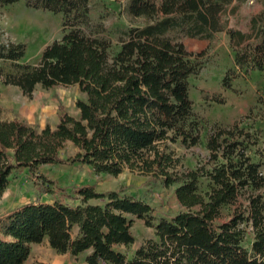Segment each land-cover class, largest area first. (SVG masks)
<instances>
[{"label":"trees","instance_id":"16d2710c","mask_svg":"<svg viewBox=\"0 0 264 264\" xmlns=\"http://www.w3.org/2000/svg\"><path fill=\"white\" fill-rule=\"evenodd\" d=\"M18 1L0 0V7ZM23 1L62 14V36L35 65L19 62L23 44L0 46V59L13 67L1 74L2 83L27 96L37 85H76L83 97L75 101L76 115L58 106L54 127L0 119V197L11 175L23 169L79 163L96 174L116 176L127 168L163 186L176 185L183 210L156 219L150 204L122 189L97 192L86 184L67 193L38 174V192L53 199L25 202L0 217V264H23L32 245L44 240L58 253L87 252L86 264H264V171L253 159L255 133L240 122L213 128L206 161L182 172L166 144L194 146L200 139L189 96L197 67L177 36L210 39L225 31L234 64L264 71V0H255L259 9L245 29L229 25L249 0H126L124 13L140 23L121 30L115 52L110 40L88 31L92 0ZM222 84L229 87L227 77ZM68 145L74 154L67 155ZM202 178L208 180L203 193ZM227 206L234 209L223 218ZM134 219L153 228L155 238L128 258L119 248L134 243ZM246 234L252 238L249 249Z\"/></svg>","mask_w":264,"mask_h":264},{"label":"rangeland","instance_id":"374dc122","mask_svg":"<svg viewBox=\"0 0 264 264\" xmlns=\"http://www.w3.org/2000/svg\"><path fill=\"white\" fill-rule=\"evenodd\" d=\"M126 0H92L89 4L91 22L88 31L110 40L111 50L119 49L121 30L140 23L130 21L124 13ZM259 9L255 0L242 5L240 14L230 19L231 28H246L251 14ZM175 36L176 33H171ZM62 36V14L45 9H35L20 0L0 7V46L23 44L24 56L19 61L24 64L38 63L42 51ZM193 55L197 71L189 77V96L193 103V114L199 126V142L186 146L180 140L167 142V151L179 162V172L194 169L204 163L208 157L206 140L215 127H227L234 122L251 129L258 137L257 145L252 148L253 159L262 163L264 171V71L238 67L234 64V52L230 48L228 34L223 31L210 39L179 37ZM13 71L12 63L0 59V119H18L37 129L45 124L54 127L58 123V106L76 115L75 101L83 97L76 85L43 88L37 85L30 96L24 95L19 88L2 83L1 74ZM227 77L229 87L222 82ZM68 145L67 155L75 153ZM42 174L53 180L56 186L67 193L80 185H94L97 192L121 190L122 194L141 199L154 208L153 216L171 217L183 208L178 204L174 190L176 185L163 186L149 177L125 168L120 174H96L88 166L79 163L40 165L33 173L23 169L11 175L9 184L0 197V217L13 208L29 201L40 199L51 201L52 195L41 194L36 185V175ZM199 191L208 189V180L198 182ZM264 194V188L260 190ZM57 190V194H62ZM69 204L77 201L64 197ZM95 202V201H93ZM234 206L222 208L223 218H227ZM132 231L135 241L128 247H120L131 258L134 251L147 239L155 238L154 229L147 227L143 220L134 219ZM250 234L245 235L244 246L249 249ZM87 252L77 256L70 253H58L44 240L32 245L30 254L23 264H86Z\"/></svg>","mask_w":264,"mask_h":264},{"label":"crops","instance_id":"0c3cea01","mask_svg":"<svg viewBox=\"0 0 264 264\" xmlns=\"http://www.w3.org/2000/svg\"><path fill=\"white\" fill-rule=\"evenodd\" d=\"M15 87V86H14ZM17 87V86H16ZM18 88V87H17Z\"/></svg>","mask_w":264,"mask_h":264}]
</instances>
